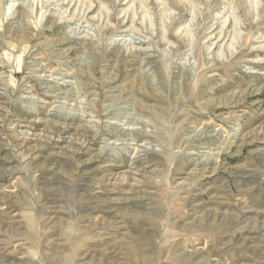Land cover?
I'll use <instances>...</instances> for the list:
<instances>
[{"label": "rangeland", "instance_id": "obj_1", "mask_svg": "<svg viewBox=\"0 0 264 264\" xmlns=\"http://www.w3.org/2000/svg\"><path fill=\"white\" fill-rule=\"evenodd\" d=\"M0 264H264V0H0Z\"/></svg>", "mask_w": 264, "mask_h": 264}, {"label": "bare ground", "instance_id": "obj_2", "mask_svg": "<svg viewBox=\"0 0 264 264\" xmlns=\"http://www.w3.org/2000/svg\"><path fill=\"white\" fill-rule=\"evenodd\" d=\"M72 2V1H71ZM75 18V17H74ZM81 26V25H80Z\"/></svg>", "mask_w": 264, "mask_h": 264}]
</instances>
